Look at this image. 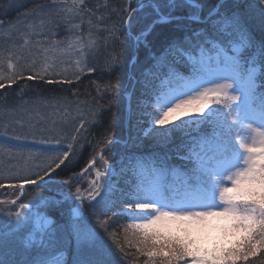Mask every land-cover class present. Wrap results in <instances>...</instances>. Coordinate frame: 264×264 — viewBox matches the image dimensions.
Segmentation results:
<instances>
[{
    "label": "snow or ice",
    "instance_id": "snow-or-ice-1",
    "mask_svg": "<svg viewBox=\"0 0 264 264\" xmlns=\"http://www.w3.org/2000/svg\"><path fill=\"white\" fill-rule=\"evenodd\" d=\"M259 2L264 4V0ZM183 5L189 9L187 15L165 14L159 4L140 0L135 7L132 0H126L119 11H108L107 3L92 9L87 0H71L70 4L52 0L24 14L33 18L27 30L18 27L22 22L9 25L6 31L15 30L18 39L0 49V90L21 80L71 85L97 70L88 59L104 50L105 71L118 69L126 60L128 83L140 88V115L148 124L145 135H154L166 151L146 157L121 153L112 163L109 155H115L113 148L119 141L109 133L97 142L94 155L80 173L56 183L62 199L40 197L35 205L20 203L27 189L44 188L69 168L76 145L104 106L87 115L78 107L75 116L68 102L60 99L44 102L52 109L47 114L28 108V101L12 106L8 111L19 115L4 125L0 135H9L11 127L12 140H32L50 147L35 151L29 147L27 154L23 146L0 149L9 160L0 168V189L18 193L15 199L0 201L10 206L0 209L7 217L0 220V264H64V252L51 228L53 221L40 209L65 202L72 204L71 234L84 256L76 264H121L131 248L146 257L144 264H255L254 258H264V91L257 90L264 88V83L258 84V78L264 79V9L257 40L236 0L231 4L217 0L206 14L201 0H167L165 6L175 10ZM149 8L157 17L154 23H174L175 32L165 39L160 54L151 58L150 67L138 68L134 50L120 51L121 35L126 32L138 45L151 25L135 36L132 25ZM113 14L119 17L118 23L109 22ZM85 24L86 29L82 28ZM61 27L66 39L51 40ZM33 49L42 53L38 69ZM5 62L7 74L2 70ZM61 66L63 71L56 70ZM136 72L139 78L133 75ZM96 87L98 94H119L124 89L131 101L127 85L119 78ZM70 117L78 119V124L70 137L63 136L58 125ZM202 126L210 131L201 132ZM52 131L56 134L43 135ZM177 133L180 143L169 149ZM65 141L66 148L58 147ZM171 153L190 166L185 171L171 166ZM129 171L132 177L121 185L120 178ZM86 174L90 176L88 186L82 188L77 181ZM85 202L92 209L91 219L108 233L111 245L89 223ZM114 218L126 220L121 233L109 232ZM22 228H30L25 247L35 245L36 252L21 251L16 259L12 237Z\"/></svg>",
    "mask_w": 264,
    "mask_h": 264
},
{
    "label": "trees",
    "instance_id": "trees-1",
    "mask_svg": "<svg viewBox=\"0 0 264 264\" xmlns=\"http://www.w3.org/2000/svg\"><path fill=\"white\" fill-rule=\"evenodd\" d=\"M52 0H0V21H3V27L0 28V49H5L10 47L13 40L18 39V34L15 30L7 32L9 25L22 22L18 24L21 31H25L26 24L31 23L33 18L25 16V13L35 12L41 5H49ZM69 4L71 0H68ZM126 0H87V6L92 9H96L97 5H102L104 3L108 4V11L115 8L117 11L125 4ZM140 2L156 3L160 5L161 12L168 13L172 11L173 15H187L189 9L186 5L179 6L175 10L166 7L167 0H140ZM179 3V0H177ZM205 5L204 14H206L207 7L215 4L217 0H201ZM231 4L233 0H228ZM240 3V12L247 27L251 31L252 35L258 40L261 36V9H264V4H260L259 0H236ZM6 5H14L12 8H6ZM137 5V0H132V6ZM104 11V9H100ZM156 15L152 10L146 9L141 11L140 17L133 22L132 34L133 36L138 35L140 31L144 30L146 26L150 25ZM119 21V17L115 14L111 16V22ZM82 28L86 29L87 25H83ZM175 32L174 23L156 22L152 24L150 31L147 35L142 37L140 41L143 44L137 45V67H150L154 61L151 59L153 56L159 55L160 50L167 37H170ZM67 33L63 27L57 30L56 35L51 37V40L61 41L65 40ZM19 43H23V40H18ZM50 43V42H49ZM48 45V44H44ZM131 45V47H130ZM131 52L134 50V41H130L127 33H122L121 35V52ZM37 53V69L40 67L42 60V53L38 49H33ZM107 58V52L101 50L95 56H91L88 59L89 64L96 67L94 73H85L81 76L79 81H74L71 85L68 84H47L44 81L36 80H21L17 81L16 84L12 85L6 90H0V133L5 131L4 125L10 121L17 118L19 113L13 114L8 109L12 106L20 105L24 101H28V108L32 110H38L41 113H49L52 111L50 107H46L45 101H52L60 99L67 101L69 104V110L76 114V109L79 107L84 110L85 115L90 110L95 109L97 106H104L100 110V115L97 117L96 122L88 126V131L84 133L83 138L80 140L79 144L76 145L77 153L69 168L60 172L59 176L54 177L53 181H50L47 186L40 189H27L23 196L20 198V203H27L30 205H35L39 203L40 197H55L56 199H62V197L57 195L56 183L64 178L73 176L74 173H79L88 163L89 159L94 155V149L97 146V142L100 141L104 136L109 133L112 134L119 143L114 146L113 152L115 155H109L110 162L115 163L119 160L120 154L124 153L126 156L134 155L138 157H146L154 152L163 154L166 149L157 144L154 135H145L144 130L148 127L146 117L140 115L141 107L139 105L140 99V88L137 85L135 88L131 89V101L129 102V119H128V138L123 145L120 140H124L125 128H124V114H125V90L122 89L119 94H109V93H99L97 92V84L103 86L108 82H115L118 78L126 84L127 82V62L122 63V65L112 71H105L103 64ZM31 59V58H29ZM5 74L9 72L7 69V62H5L2 69ZM58 71H63L58 69ZM183 71V70H181ZM187 75V73H184ZM71 73H69V76ZM137 78H139V73H133ZM60 79V77H57ZM264 83V79L258 78V84ZM131 84L129 83L127 92L129 91ZM258 91H264V88H258ZM146 99V98H144ZM111 101L110 108L109 102ZM32 102H36L33 104ZM78 124V119L70 117L66 124L58 125L59 131L63 136L70 137L73 129ZM18 127V126H17ZM210 131V129L201 127V132ZM9 135H0V149H6L9 147L23 146L25 154H27L28 148H32L33 151L37 149H44L50 147L48 145H40L34 143L32 140L28 141H15L11 139V127L8 129ZM55 131L45 132L43 135H55ZM179 133L175 134L171 142L168 144V148L171 149L175 145L180 143ZM195 135V132H193ZM39 138V137H38ZM66 141L63 142L58 147L66 148ZM55 147V145L51 146ZM183 154V153H182ZM9 163L7 157L0 154V168H3L5 164ZM14 163V162H13ZM171 166L179 168L180 171H185L186 167L190 166L189 162L180 160L175 153H171V159L169 160ZM99 167V163H97ZM59 171V170H58ZM89 175H85L79 184L82 188H86L84 185L85 180ZM132 177V172L129 171L124 177L120 178L119 183L122 185L125 178ZM47 179V178H46ZM116 180V177H113ZM134 179V177H133ZM172 177L169 175L168 180L171 181ZM7 183V182H5ZM75 186L73 187V191ZM18 193L13 194L11 190L2 189L0 191V201H6L10 199H15ZM10 206L0 204V209L9 208ZM18 207V205H17ZM71 207L72 204L65 202L59 206L49 205L47 208H41L40 211L45 212L53 221L51 228L55 231L58 247L64 252V264H76L77 259L84 258L81 251L77 248L76 241L71 234L70 221H71ZM15 211L14 208L10 209ZM85 215L89 217V223L96 229L100 236L111 245V240L109 239L108 233H105L102 229H99L95 225V221L91 219L92 209L87 206L85 202ZM7 217L4 216L3 211H0V220H6ZM11 223H14L12 221ZM126 223L125 219H115L114 223L111 224L109 232L121 233L122 225ZM30 228H22L13 234V258L19 259L17 253L23 251L27 254H34L36 252V246L32 248H26L24 245V240L28 235ZM121 240L123 239L121 235ZM37 240H39V234H37ZM45 241L47 238L45 237ZM130 255L125 260H121V264H144L146 257L139 255L135 252V248L127 249ZM138 257V258H137ZM264 259L261 257L254 258L255 264H260V260Z\"/></svg>",
    "mask_w": 264,
    "mask_h": 264
},
{
    "label": "water",
    "instance_id": "water-1",
    "mask_svg": "<svg viewBox=\"0 0 264 264\" xmlns=\"http://www.w3.org/2000/svg\"><path fill=\"white\" fill-rule=\"evenodd\" d=\"M152 26V25H151ZM136 50H137V45L134 41V51H135V55H136ZM127 73H128V79H127V83L129 81V69H128V66H127ZM130 93V92H129ZM125 119H124V127H125V140L121 141V143L123 145H125L126 141H127V138H128V133H129V130H128V116H129V100L126 98V105H125ZM81 172V171H80ZM79 172V173H80ZM78 182V181H77ZM1 190V189H0Z\"/></svg>",
    "mask_w": 264,
    "mask_h": 264
},
{
    "label": "rangeland",
    "instance_id": "rangeland-1",
    "mask_svg": "<svg viewBox=\"0 0 264 264\" xmlns=\"http://www.w3.org/2000/svg\"><path fill=\"white\" fill-rule=\"evenodd\" d=\"M140 44H143V42L142 41H140ZM43 47H47L46 45H42ZM49 55H52L51 53H49ZM57 55H59V53H57ZM91 57V56H90ZM36 66H38L37 64H36ZM58 69H61V70H63V66H61V67H59V68H57L56 70H58ZM69 73H71V70L69 71ZM90 178V176H88L87 177V179L85 180V182H84V185L86 186V188H87V186H88V179Z\"/></svg>",
    "mask_w": 264,
    "mask_h": 264
},
{
    "label": "bare ground",
    "instance_id": "bare-ground-1",
    "mask_svg": "<svg viewBox=\"0 0 264 264\" xmlns=\"http://www.w3.org/2000/svg\"><path fill=\"white\" fill-rule=\"evenodd\" d=\"M125 117H126V115L124 114V119H125ZM128 119H129V116H128ZM85 167H86V166H85ZM85 167H84V168H85Z\"/></svg>",
    "mask_w": 264,
    "mask_h": 264
}]
</instances>
